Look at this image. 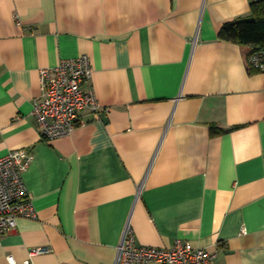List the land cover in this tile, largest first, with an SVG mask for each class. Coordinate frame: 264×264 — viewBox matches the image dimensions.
<instances>
[{"label": "crops", "instance_id": "crops-1", "mask_svg": "<svg viewBox=\"0 0 264 264\" xmlns=\"http://www.w3.org/2000/svg\"><path fill=\"white\" fill-rule=\"evenodd\" d=\"M255 1L0 0V158L33 153L36 214L0 236V264H114L127 226L136 245L264 264V74L218 38ZM81 55L99 119L46 142L40 70Z\"/></svg>", "mask_w": 264, "mask_h": 264}, {"label": "built area", "instance_id": "built-area-1", "mask_svg": "<svg viewBox=\"0 0 264 264\" xmlns=\"http://www.w3.org/2000/svg\"><path fill=\"white\" fill-rule=\"evenodd\" d=\"M250 70L264 74V48L251 51L247 57ZM92 68L89 58L81 55L61 60L53 68L40 70L42 95L34 104L32 116L46 142L69 136L78 126L84 125L80 118L83 110H89L99 119L101 106L90 84ZM34 159L32 152L10 151L0 158V236L16 227L19 218L33 219L35 210L25 190L22 174ZM35 249L30 256L43 253ZM215 254L195 248L189 242L175 240L171 248H155L136 245L129 226L117 248L114 264H213ZM8 264H17L13 257ZM22 264H32L30 260Z\"/></svg>", "mask_w": 264, "mask_h": 264}, {"label": "trees", "instance_id": "trees-1", "mask_svg": "<svg viewBox=\"0 0 264 264\" xmlns=\"http://www.w3.org/2000/svg\"><path fill=\"white\" fill-rule=\"evenodd\" d=\"M218 38L251 51L264 48V0L251 3L248 16L223 24Z\"/></svg>", "mask_w": 264, "mask_h": 264}]
</instances>
